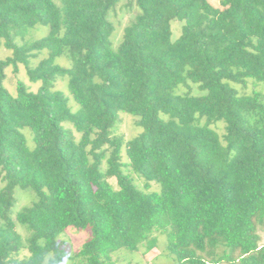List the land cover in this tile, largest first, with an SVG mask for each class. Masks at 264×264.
Returning <instances> with one entry per match:
<instances>
[{
	"label": "trees",
	"instance_id": "1",
	"mask_svg": "<svg viewBox=\"0 0 264 264\" xmlns=\"http://www.w3.org/2000/svg\"><path fill=\"white\" fill-rule=\"evenodd\" d=\"M119 1L0 0V264H65L68 226L90 229L70 264H118L158 235L178 264H264V93L233 86L264 85V0H128L114 47ZM19 64L37 90L7 89ZM189 82L201 93L178 92ZM119 112L143 131L113 135ZM16 188L36 199L13 210Z\"/></svg>",
	"mask_w": 264,
	"mask_h": 264
},
{
	"label": "rangeland",
	"instance_id": "2",
	"mask_svg": "<svg viewBox=\"0 0 264 264\" xmlns=\"http://www.w3.org/2000/svg\"><path fill=\"white\" fill-rule=\"evenodd\" d=\"M210 2L218 7L220 6V0H210ZM137 8L134 3H130L128 0H120L116 8L113 12L110 13V19L114 25V30L111 35L113 46L116 47L121 39L123 28L129 23V21L133 18ZM37 29H33L28 33L24 38V40L36 39L41 37L46 33V28L43 26H37ZM181 24L178 21L172 22V33L173 38L177 37L180 34ZM20 41V40H19ZM11 54V51L5 48L3 45H0V59L7 57ZM46 56L45 52H41L38 57L33 58L32 62L36 63L40 58ZM56 62L61 65L67 64V59L65 57H58ZM18 76L12 73V69L8 70L7 78L4 81L7 89L14 93L16 90V85L18 82V78H20L21 82H23L26 87L30 90H37L39 83H33L28 79L26 69L22 64L18 65ZM253 81V82H252ZM234 88L239 93L250 94L253 91L263 92L264 93V85L260 82H254V80L249 79L245 85L233 84ZM52 90H62L65 94H67V89L65 85V81L58 79L54 86L51 88ZM189 91L192 94H200L198 86L193 83H188V86H180L178 88V92ZM203 93V92H202ZM70 105H74L73 101L69 100ZM138 119L137 116L131 115L124 112H119L118 120L115 124V129L112 132L113 135L122 136L124 140H127L133 136H136L140 132L143 131L142 127L137 125L135 121ZM64 126L69 129H73L72 126L65 121ZM216 129V131L221 135L224 132V127L222 123H217L212 125ZM27 133V141L30 144V138L28 134V130H24ZM77 135L76 132H74ZM123 161H126V156L122 153ZM123 171H126V166H123ZM128 172V171H127ZM133 178L134 183L143 191H151L157 190L158 185L156 183H150L149 187H145V181L130 173ZM110 183L116 187V181L114 178L109 179ZM3 183L0 181V187H2ZM15 202L12 206L13 210H19L24 206H28L33 200L36 199L33 191L30 188L22 189L16 188L14 191ZM16 229L21 236V241L24 243L28 238L29 233L26 229V225L16 221ZM90 235L89 228L79 229L74 226H68L65 230L58 236V240L61 241L64 245V250L66 253L65 264H70L69 256L72 252L81 246L84 240H86ZM144 248H141L138 251H129L125 248H120L115 250L112 253L113 259L116 260L118 264H178L177 261L173 259V256L166 250L165 248V236L158 235L157 246L151 249L148 252H143ZM221 264H229V263H221Z\"/></svg>",
	"mask_w": 264,
	"mask_h": 264
}]
</instances>
